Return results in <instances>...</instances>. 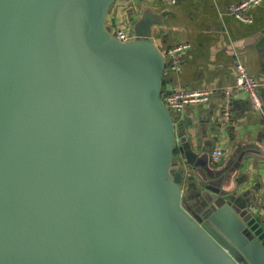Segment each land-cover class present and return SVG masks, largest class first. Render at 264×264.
<instances>
[{
    "label": "water",
    "instance_id": "water-1",
    "mask_svg": "<svg viewBox=\"0 0 264 264\" xmlns=\"http://www.w3.org/2000/svg\"><path fill=\"white\" fill-rule=\"evenodd\" d=\"M115 1L0 0V264H264V217L226 184L246 152L185 171L162 19L122 41Z\"/></svg>",
    "mask_w": 264,
    "mask_h": 264
},
{
    "label": "crops",
    "instance_id": "crops-1",
    "mask_svg": "<svg viewBox=\"0 0 264 264\" xmlns=\"http://www.w3.org/2000/svg\"><path fill=\"white\" fill-rule=\"evenodd\" d=\"M241 1L178 0L169 4L165 0H116L106 23L113 33L120 29L133 33V19L146 11L161 17L162 23L153 25L152 39L167 64L168 48L181 42L191 44L180 72H172L168 65L164 95L181 89H211L213 93L208 101L188 104L175 113L176 160L185 161V171L195 174L187 151L196 162L203 158L218 169L227 164L233 167L234 155L245 151L241 167L226 184L233 186L232 194L241 196L238 202H248L251 212L264 217V0L247 11L250 22L230 13V6ZM238 63L246 65L259 82L261 108L254 107L246 91L234 87ZM228 89L230 94L225 92ZM227 100L232 108L229 120L225 114ZM216 149L223 150L218 162L212 159Z\"/></svg>",
    "mask_w": 264,
    "mask_h": 264
},
{
    "label": "built area",
    "instance_id": "built-area-1",
    "mask_svg": "<svg viewBox=\"0 0 264 264\" xmlns=\"http://www.w3.org/2000/svg\"><path fill=\"white\" fill-rule=\"evenodd\" d=\"M169 4H176L178 0H165ZM263 0H242L239 3L233 4L230 6V13L236 18L244 21L250 22L251 19L247 15V11L262 2ZM115 35L122 41H128L132 39L133 33H130L126 30H118ZM191 47V44L188 42L178 43L167 49L166 58L168 60L169 68L172 72H180L182 64L184 62L186 51ZM239 91H246L256 109L261 108L263 105L259 87L260 84L255 77H253L247 66L243 63H238L237 65V78L234 86ZM227 94H230V90L225 91ZM213 90L211 89H181L178 91L170 92L163 95L164 101L167 107L173 112H178L183 110L188 104L191 103H200L206 102L210 99ZM226 118L229 120L232 116L230 102L226 101ZM224 114V115H225ZM223 156V150L216 149L213 151L212 159L215 162L221 160ZM257 208H254L256 211Z\"/></svg>",
    "mask_w": 264,
    "mask_h": 264
},
{
    "label": "rangeland",
    "instance_id": "rangeland-1",
    "mask_svg": "<svg viewBox=\"0 0 264 264\" xmlns=\"http://www.w3.org/2000/svg\"><path fill=\"white\" fill-rule=\"evenodd\" d=\"M126 30H127V29H126ZM128 31H129V30H128ZM175 113H176V112H174V111H173V114L176 116V114H175Z\"/></svg>",
    "mask_w": 264,
    "mask_h": 264
},
{
    "label": "trees",
    "instance_id": "trees-1",
    "mask_svg": "<svg viewBox=\"0 0 264 264\" xmlns=\"http://www.w3.org/2000/svg\"><path fill=\"white\" fill-rule=\"evenodd\" d=\"M164 95V94H163ZM175 155H176V150H175Z\"/></svg>",
    "mask_w": 264,
    "mask_h": 264
}]
</instances>
